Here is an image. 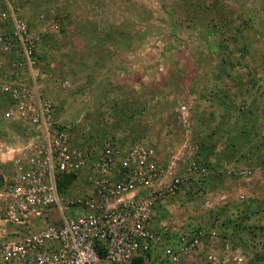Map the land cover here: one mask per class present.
I'll return each instance as SVG.
<instances>
[{
  "label": "rangeland",
  "instance_id": "rangeland-1",
  "mask_svg": "<svg viewBox=\"0 0 264 264\" xmlns=\"http://www.w3.org/2000/svg\"><path fill=\"white\" fill-rule=\"evenodd\" d=\"M3 1L0 17L9 2L35 37L39 91L76 144L144 143L183 176L154 208L159 241L132 264H173L165 248L196 229L201 246L175 264H264V0ZM12 28L0 21V34ZM1 58L12 79L19 53ZM28 138L20 120L0 119L5 175ZM87 189L80 175L65 193ZM21 261L0 249V262Z\"/></svg>",
  "mask_w": 264,
  "mask_h": 264
},
{
  "label": "built area",
  "instance_id": "built-area-1",
  "mask_svg": "<svg viewBox=\"0 0 264 264\" xmlns=\"http://www.w3.org/2000/svg\"><path fill=\"white\" fill-rule=\"evenodd\" d=\"M7 8L0 21H11L13 28L0 34V94L7 98L0 119L20 120L29 138L17 148L14 171L0 176V220L21 229L1 242L3 257L29 264H132L159 241L154 208L180 188L183 176L172 174L144 143L76 144L70 126L56 123L51 100L39 91L35 37L9 2ZM12 50L20 55L9 65L17 73L1 77L2 52ZM192 169L206 175L201 164ZM80 175L89 189L67 195L61 181ZM50 216V223L34 229ZM203 236L202 229L181 233L175 249L165 248L167 261L179 263Z\"/></svg>",
  "mask_w": 264,
  "mask_h": 264
},
{
  "label": "crops",
  "instance_id": "crops-1",
  "mask_svg": "<svg viewBox=\"0 0 264 264\" xmlns=\"http://www.w3.org/2000/svg\"><path fill=\"white\" fill-rule=\"evenodd\" d=\"M2 175H5L6 174V168L3 167V169H0V176ZM55 214V213H53ZM46 225L44 223V220L42 219H39L37 221V228H41L42 226ZM19 230H21L20 228H16L14 227V225H11V224H8L2 220H0V243L3 239H8V238H15L19 235ZM142 261V260H141ZM0 264H8V263H3V262H0ZM11 264V263H10ZM13 264H29L27 261H21V262H18V263H13Z\"/></svg>",
  "mask_w": 264,
  "mask_h": 264
},
{
  "label": "trees",
  "instance_id": "trees-1",
  "mask_svg": "<svg viewBox=\"0 0 264 264\" xmlns=\"http://www.w3.org/2000/svg\"><path fill=\"white\" fill-rule=\"evenodd\" d=\"M74 178V176H70V177H66L65 180L61 181V184L60 186L65 189L67 188V185L70 183V181ZM135 263H141V259L140 258H137L135 259Z\"/></svg>",
  "mask_w": 264,
  "mask_h": 264
}]
</instances>
